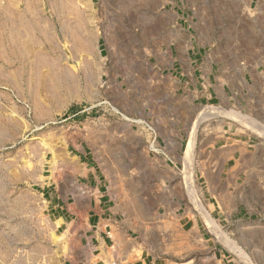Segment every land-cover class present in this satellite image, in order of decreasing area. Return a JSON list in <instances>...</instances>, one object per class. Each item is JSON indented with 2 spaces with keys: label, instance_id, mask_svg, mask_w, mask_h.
I'll return each instance as SVG.
<instances>
[{
  "label": "rangeland",
  "instance_id": "obj_1",
  "mask_svg": "<svg viewBox=\"0 0 264 264\" xmlns=\"http://www.w3.org/2000/svg\"><path fill=\"white\" fill-rule=\"evenodd\" d=\"M183 55L197 71H183ZM191 115L249 134L230 164L247 171L229 197L225 183L212 196L190 130L164 190L191 200L230 259L264 264V0H0V264H67L73 236L52 184L73 191L65 172L78 150L120 178L131 148L168 150L160 122ZM202 200L250 201L229 220L210 214L217 231Z\"/></svg>",
  "mask_w": 264,
  "mask_h": 264
},
{
  "label": "crops",
  "instance_id": "obj_2",
  "mask_svg": "<svg viewBox=\"0 0 264 264\" xmlns=\"http://www.w3.org/2000/svg\"><path fill=\"white\" fill-rule=\"evenodd\" d=\"M196 61L183 55L178 65L184 72L192 71ZM190 81L196 82L194 78ZM261 82V77L256 79ZM191 108L196 112V106ZM196 119L191 115L160 122L159 138L161 143L169 142L168 150L157 149L156 154L140 144L131 148L120 163L116 160L123 173L120 178L111 173L110 166L105 169L93 151L78 150L71 156L65 173L68 181L72 179L73 191L65 196L59 191V182L53 183L51 200L56 219L73 236L67 264H240L227 256L219 240L208 237L202 214L191 200H183L180 192L164 190L167 181L163 174L173 171L171 164L182 162L179 145L183 133L190 130L188 152L192 155L195 150L199 170L208 174L212 196L225 183L229 197L230 184L247 171L230 164L238 154L249 152L250 135L238 139L225 127L203 129V121ZM202 201L211 207V213L200 202L202 208L198 207L218 231L211 215L221 213L217 220H229L234 205L240 202L246 208L250 200Z\"/></svg>",
  "mask_w": 264,
  "mask_h": 264
},
{
  "label": "bare ground",
  "instance_id": "obj_3",
  "mask_svg": "<svg viewBox=\"0 0 264 264\" xmlns=\"http://www.w3.org/2000/svg\"><path fill=\"white\" fill-rule=\"evenodd\" d=\"M208 114H209V113H208ZM193 138H194V137H193ZM192 140H193V139H192ZM193 141H194V140H193ZM191 144H192V142H191ZM192 146H193V145H192ZM192 146H191V147H192ZM190 151H191V150H190Z\"/></svg>",
  "mask_w": 264,
  "mask_h": 264
}]
</instances>
